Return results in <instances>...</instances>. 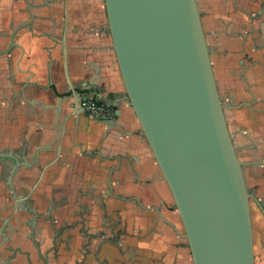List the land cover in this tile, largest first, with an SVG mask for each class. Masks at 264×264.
I'll return each instance as SVG.
<instances>
[{"label": "crops", "instance_id": "0c3cea01", "mask_svg": "<svg viewBox=\"0 0 264 264\" xmlns=\"http://www.w3.org/2000/svg\"><path fill=\"white\" fill-rule=\"evenodd\" d=\"M197 1L219 94L234 107L227 122L246 183L264 206V0ZM11 38L15 46L0 56V218L14 222L4 210L23 151L30 167L12 183L38 213H21L34 219V229L24 227L31 240L21 235L14 246L31 253L32 264H194L171 191L126 101L105 1L0 0V51ZM59 96L66 119L51 148ZM86 97L114 108L116 126L75 115ZM40 147L48 151L32 161ZM252 218L255 264H264V216L255 202ZM104 219L113 226V245L102 247L99 261L85 257L82 231L101 230ZM0 251L2 264L11 253Z\"/></svg>", "mask_w": 264, "mask_h": 264}, {"label": "water", "instance_id": "95a60500", "mask_svg": "<svg viewBox=\"0 0 264 264\" xmlns=\"http://www.w3.org/2000/svg\"><path fill=\"white\" fill-rule=\"evenodd\" d=\"M104 1L126 101L171 191L193 263L255 264L252 201L263 216L264 206L246 183L227 122L226 111L234 107L219 94L213 51L207 43L198 1ZM14 46L11 38L0 56L9 54ZM87 99H79L75 115L92 116L82 106ZM62 100L59 96L52 108L59 128L51 148L63 135L59 132L66 119ZM98 120L109 128L117 122V118ZM45 151L48 147L36 149L32 161ZM26 157L23 151V161L15 158L10 173L13 200L4 211L12 212L14 222L0 218V249L11 253L2 264H14L18 256L32 264V254L14 246L21 235L31 240L24 227L34 229V219L24 221L21 213L38 218L12 183L21 167H30ZM6 244L11 245L4 248Z\"/></svg>", "mask_w": 264, "mask_h": 264}, {"label": "flooded vegetation", "instance_id": "af4514ba", "mask_svg": "<svg viewBox=\"0 0 264 264\" xmlns=\"http://www.w3.org/2000/svg\"><path fill=\"white\" fill-rule=\"evenodd\" d=\"M253 202L254 201H252V206H253ZM52 211H53V208L49 207L46 213V219H50ZM104 221H105V224H103L102 229L99 231H91L90 228L89 229L86 228L85 230L82 231V234L86 239V244L83 247V255L85 257L88 255H93L99 261V255L102 250V247H104L107 244L113 245V242H114L113 236H112L113 226H111L110 223L107 222V219H104ZM54 224H55L54 221L51 220V225H54ZM68 227L71 228L72 226H68ZM80 232L81 230L79 231V233ZM94 240H100L102 244L96 247V245L94 246L93 244Z\"/></svg>", "mask_w": 264, "mask_h": 264}, {"label": "built area", "instance_id": "2783aa9c", "mask_svg": "<svg viewBox=\"0 0 264 264\" xmlns=\"http://www.w3.org/2000/svg\"><path fill=\"white\" fill-rule=\"evenodd\" d=\"M82 106L91 115L101 120H110L115 118L116 116L114 108L94 98H88L86 101L83 102Z\"/></svg>", "mask_w": 264, "mask_h": 264}]
</instances>
